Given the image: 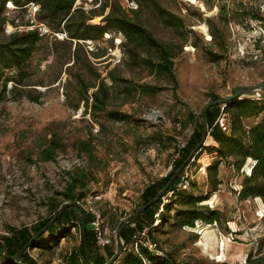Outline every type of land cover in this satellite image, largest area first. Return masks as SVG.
Instances as JSON below:
<instances>
[{
  "label": "rangeland",
  "instance_id": "1",
  "mask_svg": "<svg viewBox=\"0 0 264 264\" xmlns=\"http://www.w3.org/2000/svg\"><path fill=\"white\" fill-rule=\"evenodd\" d=\"M101 1L77 0L76 7L90 11ZM157 1L184 22L175 27L162 20L152 4L139 7L143 24L173 49L175 88L170 77H158L125 54L121 33H106L92 43L82 40L85 45L78 53V62L73 54L75 42L72 46L56 44L55 27L36 18V25H44L43 32L47 31L29 66L30 80L35 83L30 87L35 88L32 93L39 99L34 101L11 91L0 100V242L2 236L9 234L10 226H33L47 218L51 214L52 198L58 202L66 200L63 192L71 181L70 174L81 167L92 173L86 198L98 196L97 204L105 212V223L111 228L112 213L117 220H128L142 203L144 188L172 169L178 147L186 143L193 131V125H183L179 110L189 108L198 115L214 95L224 98L233 95L239 87L264 83V19L241 16L238 12L246 8L264 18V0ZM223 6L230 16L226 24L221 17ZM6 12L10 21L0 28V41L15 30H24L30 22L27 10L12 8ZM209 17L223 31L216 39H212ZM101 22L102 16L89 20L93 24ZM114 67L119 75L138 84L159 85L162 89L155 93L139 92L125 102V94L117 92L109 108L128 114V119L118 121L102 114L96 121L90 110L85 111L84 103L74 107L77 83L73 73L82 70L88 81L98 82L97 74L108 78L109 70ZM13 72L8 69L2 78ZM108 82L111 83L110 79ZM13 85L9 81L8 90ZM262 93L264 89L244 96L259 98ZM221 117L225 118L226 114L222 113ZM262 117L263 114L249 118L245 123L251 125ZM159 131L163 133L162 139L153 140L151 136ZM53 137L59 138L64 148L55 160L44 161L40 158L41 147L47 146ZM79 140H92L94 165L77 147ZM217 156V152L203 149L190 163L189 183L183 189L194 190L196 195L206 198L200 203L219 210L222 225L197 220L195 227L181 228L173 225L171 217L165 231L159 228L154 232L164 253L172 251L189 264L218 261L244 264L250 253L264 252V201L260 197L240 201L235 192L249 173L247 165L254 162L248 159L240 172L222 164L219 174L222 183L217 191H212L206 168ZM175 196L172 193L163 202L168 204ZM80 202L86 208L85 200ZM177 207L179 204L172 207L171 216ZM158 211L166 209L161 204ZM80 215L81 211L77 216ZM80 227H73L72 234L60 237L51 249L46 245L51 234L44 233L43 247L30 249V255L38 264H68L65 261L68 253L78 248L82 239ZM205 227L206 234L201 232ZM193 233L198 234L196 242L192 241ZM261 245L263 248L259 249ZM110 247L116 249V241ZM9 260L7 254L0 255V264H8Z\"/></svg>",
  "mask_w": 264,
  "mask_h": 264
},
{
  "label": "trees",
  "instance_id": "2",
  "mask_svg": "<svg viewBox=\"0 0 264 264\" xmlns=\"http://www.w3.org/2000/svg\"><path fill=\"white\" fill-rule=\"evenodd\" d=\"M9 1L24 10L25 8L23 6L29 1L38 2L40 4V10L37 14L38 21L47 22L48 25L54 26V32L65 31L67 33L66 37L60 40L55 36L56 44L72 46L75 42L76 46L73 54L75 58L77 57L78 62V53L81 48L84 49L83 45H85L82 40H92L94 42L102 39L106 33H121L124 37L122 41L124 52L136 65L143 64L151 73H155L158 77H170L174 81V88L176 87L177 81L174 73L175 54L173 49L169 43L159 40L143 24L139 18V8L132 10L131 12L135 14L134 16H130L129 12L123 8L120 0H103L98 7L92 8L90 11L85 10L83 6L76 7L77 0H0V28H3L10 21L9 16L6 14V5ZM95 1L97 2L98 0ZM137 1L139 7L152 4V8L166 23L175 27L184 25L181 17L167 10L157 0ZM205 2L209 6L208 2ZM238 12L241 16L251 15L250 17L253 19H264L261 14L248 11L246 8ZM96 16H102V22L89 23V20ZM221 17L225 24L230 20L225 6H223L221 11ZM208 21L210 26H212V39H216L223 31L218 25L214 26L213 18L209 17ZM25 25H30V22H27ZM43 39L44 35L37 28H32L11 32L5 40L0 41V100L6 97L11 91L12 93L18 91L22 96H26L34 101L39 99L38 96L32 93L35 88L30 87L35 83H32L30 80L31 71L29 70V66L31 65L33 54L39 49ZM256 42L259 45V41ZM86 59L90 64V59L87 57ZM75 63L76 60L73 64ZM8 69L14 72L3 79L2 77ZM85 73L82 70L73 73L77 83V102L74 104V107L78 108L81 103H84L85 111L90 110L92 117L96 121H99L98 118L102 114H106L110 118L118 121L128 119V114L116 108H109L117 92L125 94V102L126 100L132 99L139 92L155 93L162 89L159 85L148 83L138 84L129 78L123 77L116 72V67L109 70L108 78H100V74H97L98 82L88 81ZM108 79H110L111 83L108 82ZM9 81H12L14 85L12 89L8 90L7 84ZM92 88L94 89L90 93L89 91ZM218 98L217 95H214L211 101ZM203 109L198 115L189 108L179 110L180 115L183 116V125L185 127L193 125V131L186 143L178 147V156L173 160L172 169L144 188L141 194L143 201L139 206L153 199L166 186L175 171L199 143L202 136ZM222 113L226 114V130L220 126L218 121ZM262 114L263 117L260 120L251 125H246L245 121L247 119L258 118ZM205 118L207 119L210 131V137L207 143L210 144L204 145L203 149L209 150L210 153L217 152L218 155L206 168L207 180L212 185V191H217L222 183V179L219 176L220 166L222 164L230 165L236 171L240 172L247 160L251 159L254 164L249 167L247 165L249 173L244 175L241 188L235 192L240 201L257 197L262 198L264 201V93L260 94L259 98H236L227 104L212 105L207 109ZM162 136L163 133L159 131L151 137L153 140L158 141L162 139ZM76 145L81 152L88 155L90 163L94 165L96 158L93 154L94 146L92 140H79ZM63 148L64 144L61 140L53 137L47 142V146L41 147L40 158L44 161L55 160L59 151ZM70 175L71 181L63 192L65 201H84L90 191L89 182L93 179L92 173L89 172V169L81 167L76 173ZM180 181L181 175L171 185L165 196L161 197L156 203L143 211L134 225H130L122 231L125 249L113 264H189L184 260L178 259L172 251L164 253L158 238L154 236L155 230L159 228H163L164 230L165 225L170 223L171 217L174 219L173 225L181 228L184 226L195 227L197 220H202L205 224L217 223L220 226L222 225L221 212L211 208L208 204L200 203L206 198L196 195L194 190L177 189ZM170 191H174L173 193L176 195L175 200L166 204L163 200L168 196ZM65 201L58 202L57 198L53 197L49 204L51 214L33 226H23L20 228L10 226L8 228L9 234L2 236V242H0V255H8L10 259L8 264H13L11 258L57 214L59 208ZM161 204L166 209L165 212L158 211ZM175 204H179V207H177L174 216H171L170 211ZM79 211L80 209L77 207L67 208L47 229L46 232L49 231L52 237L46 244L49 249L58 243L60 237L66 236L67 233L72 234L73 227L81 225V215L79 217L77 216ZM103 215L106 217L104 211ZM111 218L113 225L110 222L109 224L111 230L116 234L124 221L117 220L115 213L111 214ZM86 219L90 260L92 264H105L115 254L116 249L110 247L111 245L99 247L90 226L91 216L88 212ZM144 226L149 227V236L153 242H156L157 249L162 254H157L140 242L138 243V248L135 247V243L138 242L135 235ZM192 235V241L196 242L198 240V234L193 233ZM54 238H56L55 241ZM44 240L43 233L37 238L34 246L23 253L22 261L24 263L38 264L37 260L30 255V249L37 246L43 247ZM114 241L115 235L112 244ZM262 248L263 246L261 245L259 249ZM65 261L68 264H88L82 239L78 248H73L68 253ZM213 264L227 263L218 261ZM244 264H264V252L260 251L256 255L250 253Z\"/></svg>",
  "mask_w": 264,
  "mask_h": 264
},
{
  "label": "water",
  "instance_id": "3",
  "mask_svg": "<svg viewBox=\"0 0 264 264\" xmlns=\"http://www.w3.org/2000/svg\"><path fill=\"white\" fill-rule=\"evenodd\" d=\"M264 89V83H259L257 85L253 86H245V87H239L235 93L231 96H227L224 98H218L216 100L210 101L206 104L205 108L203 109L202 116H203V124H202V136L197 144V146L191 151L189 156L186 158V160L179 166V168L175 171L174 175L171 177L169 182L166 184V186L150 201L147 203L139 206L137 210L135 211V214L133 217L129 218L128 220L124 221V223L120 226L118 231L115 234V241H116V251L115 254L112 256V258L106 262L105 264H113L119 256L122 254V252L125 249V244L122 239V231L130 226L134 225L138 219L140 214L145 211L147 208L152 206L154 203H156L161 197L165 196L169 188L171 187L172 184L176 181V179L181 175L182 171L184 170L185 167H187L190 162L195 160V158L199 155V153L202 151L203 146L206 145L208 138L210 137V131H209V126L207 119L205 118V113L207 109L215 104H227L236 98H243L245 97L244 95H250L251 93H254L258 90ZM69 207H77L81 211V238L86 254V260L88 264H92L90 260V252H89V247H88V242H87V210L81 204L80 201H65L61 207L59 208L57 214L38 232L36 233L20 250L18 253H16L12 258L11 261L13 264H26L22 261V255L23 253L28 250L29 248L34 246L35 241L37 238L45 233L47 229L63 214V212L69 208Z\"/></svg>",
  "mask_w": 264,
  "mask_h": 264
},
{
  "label": "built area",
  "instance_id": "4",
  "mask_svg": "<svg viewBox=\"0 0 264 264\" xmlns=\"http://www.w3.org/2000/svg\"><path fill=\"white\" fill-rule=\"evenodd\" d=\"M123 8L130 12L132 10H136L139 8V3L137 0H120ZM10 1L8 2L7 10H10L12 8L20 9L21 7H18L16 5H9ZM25 10H27V15L30 18V25H26V28L24 29H32L37 28L39 29L40 33L42 35H45L46 32H43L46 28H42L43 26L36 25V18L37 14L40 10V4L35 1H29L24 6ZM8 15V13L6 12ZM43 24V23H41ZM39 27V28H38ZM43 29V30H42ZM16 31V30H15ZM53 35L58 36L59 38L66 37L67 33L65 31L61 32H53ZM89 43H92V40H88ZM220 126L226 130V120L224 117L219 118ZM189 165L184 168V170L181 173V181L177 185V189H182L186 186V184L189 183V172H188ZM174 191H170L168 195H171ZM98 196L88 197L85 198L86 203V210L91 216L90 220V226L91 229L94 232L96 243L99 247H106L110 246L113 241V237L115 235V232L111 230L109 225L105 223V217L103 215V211L101 207L97 204V198ZM158 215V214H157ZM135 237L138 239V242L135 243V247L138 248V243H143L144 245L148 246L152 251L156 252L157 254H162L161 251L157 249L156 242H153L149 236V227L144 226L141 231L138 232V234L135 235Z\"/></svg>",
  "mask_w": 264,
  "mask_h": 264
},
{
  "label": "bare ground",
  "instance_id": "5",
  "mask_svg": "<svg viewBox=\"0 0 264 264\" xmlns=\"http://www.w3.org/2000/svg\"><path fill=\"white\" fill-rule=\"evenodd\" d=\"M9 5H13V3L10 1V4ZM211 200H208L207 203H210ZM205 231V234L207 233V230H206V227L203 229V231L201 232H204ZM203 241H201L202 243ZM207 244V243H206Z\"/></svg>",
  "mask_w": 264,
  "mask_h": 264
}]
</instances>
